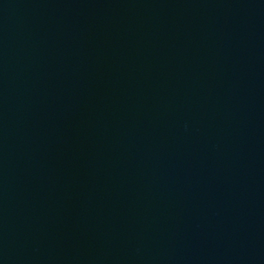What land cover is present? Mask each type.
Wrapping results in <instances>:
<instances>
[{"label": "water", "instance_id": "water-1", "mask_svg": "<svg viewBox=\"0 0 264 264\" xmlns=\"http://www.w3.org/2000/svg\"><path fill=\"white\" fill-rule=\"evenodd\" d=\"M0 264H264V0H0Z\"/></svg>", "mask_w": 264, "mask_h": 264}]
</instances>
